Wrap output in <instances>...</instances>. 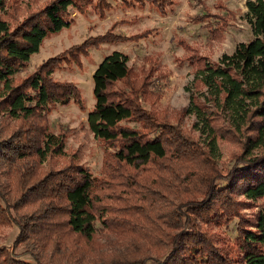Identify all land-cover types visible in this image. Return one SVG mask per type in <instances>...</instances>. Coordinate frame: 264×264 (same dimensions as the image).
<instances>
[{"label": "trees", "instance_id": "1", "mask_svg": "<svg viewBox=\"0 0 264 264\" xmlns=\"http://www.w3.org/2000/svg\"><path fill=\"white\" fill-rule=\"evenodd\" d=\"M123 3L150 4L165 15L173 1ZM246 6L253 38L233 53L211 60L181 43L180 61L195 68L183 113L195 114L197 136L158 107L154 82L164 71L156 56L146 55L136 69L113 50L97 65L87 131L109 148L103 174L95 176L81 162L82 150L67 149L66 133L50 129L55 106L85 108L79 85L54 73L104 43L138 41L153 30L115 32L116 21L21 76L44 39L73 24L74 12L104 17L112 4L0 0V225L20 230L12 246L0 245V264H264V206L254 218L239 213L264 198V0ZM195 20H208L219 40L229 22L211 12ZM227 134L242 152L224 170L216 149ZM234 217L240 220L232 241L220 228ZM19 246L33 261L16 252Z\"/></svg>", "mask_w": 264, "mask_h": 264}, {"label": "rangeland", "instance_id": "2", "mask_svg": "<svg viewBox=\"0 0 264 264\" xmlns=\"http://www.w3.org/2000/svg\"><path fill=\"white\" fill-rule=\"evenodd\" d=\"M168 5V13L162 15L159 10L150 4L145 6H127L123 0H110L112 8L105 16H99L94 11L88 14L74 12L75 21L69 27L44 39L39 52L34 54L29 66L19 75L26 76L33 72L40 63L50 56L61 53L71 45L82 42L90 35L105 33L116 21L115 32L134 34L144 29H152L149 37L140 40L125 42L104 43L98 49H93L90 56H83L82 62H74L70 66L63 65L54 73V78L71 80L81 88L85 108L77 104L57 105L51 113L50 129L54 133L63 131L67 135V149L82 150V163L91 170L93 175L101 176L106 149L93 134L87 131L88 112L93 108L95 96L93 93V73L97 65L113 50H121L129 56V63L136 69L145 64L146 55L157 57L158 66L163 70L162 75L157 73L154 86L162 95L158 107L168 108L172 123H178L183 129L191 130L194 136L199 131L193 129L196 122L195 114H184L185 107L190 105V90L195 75L194 66L183 59L186 53L183 41L197 47L201 54L211 60H218L224 53H233L236 45L241 41L253 38L251 25L246 17L247 0H172ZM231 11V12H230ZM220 13L229 18L223 39H214L213 33L207 25L208 20L197 22L195 17L202 13ZM218 17H213L216 21ZM239 138V137H238ZM242 152V145L238 139L227 134L217 144V158L224 170L231 168L234 158ZM83 153V154H82ZM47 167V165H43ZM243 199L244 196H238ZM264 206V198L241 207L239 213L254 218L258 210ZM27 211L22 208L21 213ZM239 217H234L228 225L220 229L227 238L234 241L237 236ZM20 230L15 223L0 225V245L10 247L16 240ZM105 241L106 239L101 238ZM25 248L19 246L18 253H24ZM23 259L33 261L29 253H24Z\"/></svg>", "mask_w": 264, "mask_h": 264}]
</instances>
